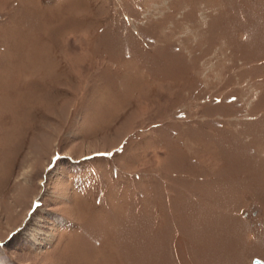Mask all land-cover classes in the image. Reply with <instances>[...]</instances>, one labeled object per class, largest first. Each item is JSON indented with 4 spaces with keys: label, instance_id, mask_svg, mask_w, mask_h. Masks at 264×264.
Here are the masks:
<instances>
[{
    "label": "rangeland",
    "instance_id": "374dc122",
    "mask_svg": "<svg viewBox=\"0 0 264 264\" xmlns=\"http://www.w3.org/2000/svg\"><path fill=\"white\" fill-rule=\"evenodd\" d=\"M264 264V0H0V264Z\"/></svg>",
    "mask_w": 264,
    "mask_h": 264
},
{
    "label": "water",
    "instance_id": "95a60500",
    "mask_svg": "<svg viewBox=\"0 0 264 264\" xmlns=\"http://www.w3.org/2000/svg\"><path fill=\"white\" fill-rule=\"evenodd\" d=\"M255 264H263V262L260 261L259 259H256V260H255Z\"/></svg>",
    "mask_w": 264,
    "mask_h": 264
}]
</instances>
